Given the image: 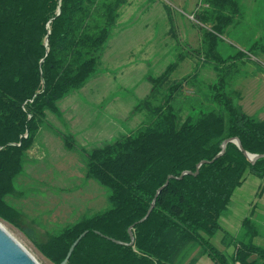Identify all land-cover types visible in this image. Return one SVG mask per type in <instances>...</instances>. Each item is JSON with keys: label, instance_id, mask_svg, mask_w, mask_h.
I'll return each mask as SVG.
<instances>
[{"label": "trees", "instance_id": "obj_1", "mask_svg": "<svg viewBox=\"0 0 264 264\" xmlns=\"http://www.w3.org/2000/svg\"><path fill=\"white\" fill-rule=\"evenodd\" d=\"M130 4V0H0V220L19 226L20 212L8 199L20 195L15 181L26 153L46 123L47 112L58 113V103L96 74ZM240 11L239 0H199L191 13L201 30L200 51L222 68L243 57L238 52L230 61L217 51L219 37L239 23ZM258 48L264 46L255 42L250 52ZM178 63L159 78H149L150 97L170 80ZM219 79L206 100L184 95L186 87H195L191 78L173 82L163 103L149 110L148 121L114 141L81 149L87 177L108 190L110 207L36 242L47 261L60 264L87 232L67 264H196L205 255L214 264H264V247L254 243L250 219L242 222V240L219 224L248 175L264 181V157L251 163L235 143H228L216 158L230 138H237L249 154H264V119L246 113L238 96L226 89V78ZM180 97L184 99L178 102ZM148 103L149 97L135 111ZM57 135L68 149H76L72 135L59 131ZM201 162L205 163L194 176ZM183 172L192 174L178 179ZM169 176L175 179L141 221ZM130 227L132 246L110 240L130 243ZM219 231L223 245L235 244L230 256L212 243Z\"/></svg>", "mask_w": 264, "mask_h": 264}, {"label": "rangeland", "instance_id": "obj_2", "mask_svg": "<svg viewBox=\"0 0 264 264\" xmlns=\"http://www.w3.org/2000/svg\"><path fill=\"white\" fill-rule=\"evenodd\" d=\"M198 1L130 0L96 74L58 103V113L47 112L46 123L26 153L23 171L15 181L20 195L8 199L20 212L19 226L0 220L39 264L51 263L40 254L36 242L110 207L108 190L87 177L81 149L114 141L148 121L149 110L163 103L173 82L191 78L195 87H186L184 95L206 100L213 93L211 86L224 76L226 89L238 96L244 111L264 119V84L257 85L258 80L264 82V51L250 52L257 39L264 37V0H239V23L219 37L217 51L223 59L231 61L238 52L246 59L243 63L236 60L228 68L210 58L206 60L200 51L201 30L191 15ZM257 25L260 29L255 32ZM176 61L179 63L170 80L150 97L149 78H159ZM243 73L246 78L240 77ZM148 97L147 107L135 111ZM183 99L180 97L178 102ZM58 131L72 135L76 149H68ZM235 216L244 217L245 210ZM232 227V236L242 240V226L237 230L233 222ZM218 236L222 240L224 234L219 231ZM226 241L230 243L231 239ZM212 243L229 256L235 248V244L226 247L218 243L217 237ZM254 243L264 247L261 239L256 238ZM196 264L213 261L205 255Z\"/></svg>", "mask_w": 264, "mask_h": 264}, {"label": "crops", "instance_id": "obj_3", "mask_svg": "<svg viewBox=\"0 0 264 264\" xmlns=\"http://www.w3.org/2000/svg\"><path fill=\"white\" fill-rule=\"evenodd\" d=\"M258 26L259 25H257V30L255 32L260 29V26ZM263 41L264 37L261 40L260 38L257 39V42L264 46ZM258 49H263L264 51V48ZM244 60H246L245 57H242L240 59L242 63ZM245 75L246 74L243 73L240 77H244ZM255 77L260 78L259 74H255ZM255 77H253V80H256ZM262 81L258 80L257 85L264 84V82ZM262 185L263 188L261 189ZM241 210H245V216L241 217L240 219H237V216H235V214H237ZM245 219L251 220L254 226V230L256 231L255 239H261L263 241L262 245H264V181L252 175H248L245 181L241 184V186H239L234 191L227 212L226 214L220 217L219 224L223 231L229 233L232 236L234 235L232 231L234 229L232 227L233 222L237 223L238 230L239 228H241L242 222ZM214 237H217L218 243L222 244V240L221 238H219L218 233ZM234 249L233 251H231V253L234 252Z\"/></svg>", "mask_w": 264, "mask_h": 264}, {"label": "water", "instance_id": "obj_4", "mask_svg": "<svg viewBox=\"0 0 264 264\" xmlns=\"http://www.w3.org/2000/svg\"><path fill=\"white\" fill-rule=\"evenodd\" d=\"M228 143H235L238 148L244 152L245 156L247 157V159L251 162V163H255L258 159L263 158L264 154L261 155H256V154H249L247 152L244 151L240 141L237 138H230L224 141L223 145H222V150L220 152V154L216 157H220L221 155H223L224 151H225V147ZM205 163V162H201L200 164L197 165V170L195 173H193L194 176L198 175L199 173V168L200 166ZM187 174H192L191 172H183L181 174V176L178 179H182L183 176L187 175ZM170 179H175L174 176H169L165 182V184L160 187L154 197L153 203L151 208L149 209L147 215L141 220L144 221L147 219V217L149 216V214L151 213L154 204L156 202L157 197L159 196V194L164 190V188L167 187V185L169 184ZM129 232V236H130V243H124L121 241H117L114 239H110L112 242L116 243V244H124V245H129L132 246L134 244V235L132 233V227L129 228L128 230ZM87 232L82 233L77 240L72 244V246L70 247L66 258L60 263V264H67L75 247L78 245V243L80 242V240L86 235ZM0 264H39L32 256L31 254L23 247L21 246V244H19L6 230L5 228L1 225L0 223Z\"/></svg>", "mask_w": 264, "mask_h": 264}, {"label": "bare ground", "instance_id": "obj_5", "mask_svg": "<svg viewBox=\"0 0 264 264\" xmlns=\"http://www.w3.org/2000/svg\"><path fill=\"white\" fill-rule=\"evenodd\" d=\"M2 225V224H1ZM3 226V225H2ZM4 227V226H3Z\"/></svg>", "mask_w": 264, "mask_h": 264}]
</instances>
